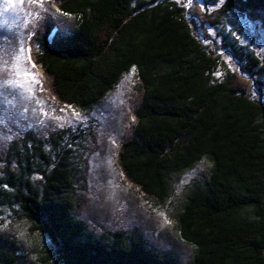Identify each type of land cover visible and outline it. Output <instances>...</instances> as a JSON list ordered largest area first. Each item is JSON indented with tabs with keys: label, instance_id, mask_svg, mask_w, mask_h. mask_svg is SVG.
Wrapping results in <instances>:
<instances>
[{
	"label": "trees",
	"instance_id": "trees-1",
	"mask_svg": "<svg viewBox=\"0 0 264 264\" xmlns=\"http://www.w3.org/2000/svg\"><path fill=\"white\" fill-rule=\"evenodd\" d=\"M48 1L76 20L67 34L41 20L28 42L45 89L59 104L90 110L135 68L133 123L115 155L123 179L163 202L169 175L209 163L208 176L188 192L177 218L179 240L194 250L187 264H264V101L252 96L253 86L264 87V57L227 47L249 78L234 72L216 81L219 55L207 32L232 10L264 19V0H224L208 11L175 0ZM197 31L210 38L207 44ZM30 148L21 171L0 178V204L10 201L3 190L12 189L31 230L54 246L50 264H180L142 237L88 233L66 194L70 147L54 162L40 141ZM13 258L6 255L5 264Z\"/></svg>",
	"mask_w": 264,
	"mask_h": 264
},
{
	"label": "rangeland",
	"instance_id": "rangeland-1",
	"mask_svg": "<svg viewBox=\"0 0 264 264\" xmlns=\"http://www.w3.org/2000/svg\"><path fill=\"white\" fill-rule=\"evenodd\" d=\"M175 1L187 7L197 4L202 10L217 8L224 2ZM41 20L61 34L71 32L76 25L74 17L59 14L48 0H0V178H10L9 171H21L25 165L21 157L32 153L33 140L42 143L53 162L56 154L69 146L72 172L66 194L75 202L74 216L86 224L87 232L96 238L114 231H123L127 239L142 237L148 248L170 252L180 264H187L194 250L179 240L177 218L188 192L208 176L209 163L202 161L187 171L169 175V194L163 202L146 198L130 186L115 165V155L133 123L130 109L138 83L135 72L126 73L90 110L59 104L47 93L41 70L28 62V42ZM197 32L205 44L214 39L213 48L219 55L213 72L216 81L240 71L227 47L264 57V19L259 15L232 10L219 24L207 27L209 39ZM33 75L39 83L33 82ZM242 76L249 78L247 74ZM252 96L264 101V87L258 92L253 86ZM34 160L46 167L38 156ZM31 180L41 187L39 174L34 173ZM3 191L10 194V201L0 204V240L6 242L0 248V264H5L6 255L14 257V264L52 263V243L31 230L19 204L11 198L14 191Z\"/></svg>",
	"mask_w": 264,
	"mask_h": 264
},
{
	"label": "snow or ice",
	"instance_id": "snow-or-ice-1",
	"mask_svg": "<svg viewBox=\"0 0 264 264\" xmlns=\"http://www.w3.org/2000/svg\"><path fill=\"white\" fill-rule=\"evenodd\" d=\"M192 2H195V0H189V3H192ZM57 11H59V10H57ZM30 51H31V50L29 49V50H28V53H29V55H28V62L31 64V67H32V68H35L36 65H35L34 63H31ZM20 52H21V54H23L24 49L21 48ZM133 72H135V68H133ZM26 74H30V73H26ZM33 82H34V83H39V80L36 79L35 75H33Z\"/></svg>",
	"mask_w": 264,
	"mask_h": 264
}]
</instances>
